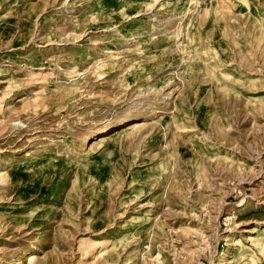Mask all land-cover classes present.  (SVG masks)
Instances as JSON below:
<instances>
[{"label":"rangeland","instance_id":"rangeland-1","mask_svg":"<svg viewBox=\"0 0 264 264\" xmlns=\"http://www.w3.org/2000/svg\"><path fill=\"white\" fill-rule=\"evenodd\" d=\"M0 264H264V0H0Z\"/></svg>","mask_w":264,"mask_h":264},{"label":"bare ground","instance_id":"bare-ground-1","mask_svg":"<svg viewBox=\"0 0 264 264\" xmlns=\"http://www.w3.org/2000/svg\"><path fill=\"white\" fill-rule=\"evenodd\" d=\"M140 121V120H139ZM144 122H133L131 124H128L126 127H123V128H120V129H116L114 131H111V132H107L103 135H100L97 139V142L98 143H106V142H109L111 141L113 138L121 135V134H124L125 132H128V131H133V129L137 128V127H140V126H143ZM146 125V124H145ZM133 133V132H132ZM131 134V133H130ZM133 135V134H132ZM129 136V135H128ZM100 145V144H99Z\"/></svg>","mask_w":264,"mask_h":264}]
</instances>
